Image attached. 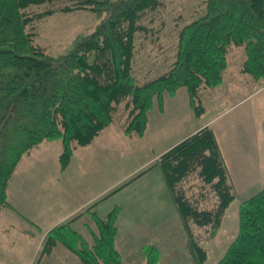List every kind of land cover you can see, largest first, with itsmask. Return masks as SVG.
I'll return each instance as SVG.
<instances>
[{"label":"trees","instance_id":"16d2710c","mask_svg":"<svg viewBox=\"0 0 264 264\" xmlns=\"http://www.w3.org/2000/svg\"><path fill=\"white\" fill-rule=\"evenodd\" d=\"M60 2L66 3L30 12L34 6ZM162 5V0H0V213L10 205L8 186L19 163L44 141L62 140L64 170L77 146L92 144L115 122L122 104L128 136L143 137L155 99L162 106L166 93L176 95L183 87L201 116L205 107L200 91L224 83L233 45L245 47L241 72L264 78V0H207L206 11L180 30L171 67L141 83L133 73L135 37L147 30L140 24L146 13ZM80 10L94 13L99 22L75 39L69 53L55 58L35 44L30 31L35 22ZM157 165L181 216L190 252L197 264H205L208 253L194 227L206 228L209 238L217 236L237 196L214 130L206 126L190 135L162 154ZM206 187L217 196L213 208L201 205ZM120 213V205L103 218L93 213L94 244L72 227L73 220L55 226L35 264H43L58 244L84 264H125L115 243ZM144 252L146 264H159L156 244L145 246ZM217 264H264V188L241 204L238 234Z\"/></svg>","mask_w":264,"mask_h":264},{"label":"crops","instance_id":"0c3cea01","mask_svg":"<svg viewBox=\"0 0 264 264\" xmlns=\"http://www.w3.org/2000/svg\"><path fill=\"white\" fill-rule=\"evenodd\" d=\"M249 88H253L254 93L242 96ZM253 94L255 102H250ZM200 97L205 107L201 116L193 109L185 87L173 96L166 93L162 106L155 99L143 137L137 133L130 136L125 134L124 110L121 117L116 115L115 122L103 130L92 144L77 146L71 162L64 170L60 161L62 140L44 141L34 148L14 172L8 186L10 205L0 213V264H35L47 233L70 220H73L72 227L89 244H94L93 231L97 230V224L93 213L103 218L116 207L106 206L116 184L150 179L153 183L152 192L156 194L155 203L148 200L141 204L142 209L149 210L144 220L133 222L127 231H138L142 225L153 227L164 224L165 207L169 206L173 212L174 208L170 204H163L162 207L159 202V193L165 191L164 183H167L162 170L156 172L159 167L157 162L166 151L206 126L212 128L217 136L235 190L239 182L245 192L254 188L255 194L260 192L264 188V78L256 79L243 72L230 77L228 66L224 83L217 88H203ZM229 100L234 102L227 110L234 107L237 110L234 115L222 120L220 117L227 110L221 112L218 108L227 105ZM240 122L244 124L242 128H238ZM235 124L238 125L235 127ZM114 126L121 139L112 134ZM116 141L127 144L128 148L136 142V146L143 145L147 153L145 161L118 182L115 177H111L107 164ZM144 171V174L135 178ZM243 182L245 185L242 187ZM176 211L175 215L180 216L178 209ZM124 213L125 207L121 206L117 220L119 231L115 239L116 248L123 257L125 251H134V245L121 237V224L130 225L125 222ZM166 224L168 227L164 231L169 234L180 229L178 220ZM147 245L153 244L148 242L142 246L145 248ZM43 264L84 263L63 244H58L44 257Z\"/></svg>","mask_w":264,"mask_h":264},{"label":"rangeland","instance_id":"374dc122","mask_svg":"<svg viewBox=\"0 0 264 264\" xmlns=\"http://www.w3.org/2000/svg\"><path fill=\"white\" fill-rule=\"evenodd\" d=\"M162 2L163 5L158 10L146 13L140 24L147 27V30L138 32L135 37L136 50L133 59V73L141 83L165 73L171 67L176 59L180 30L206 11L207 0H162ZM65 3L34 6L30 9V12L39 13L47 9L64 6ZM98 22L99 19L96 15L89 11L58 12L35 22L30 27V31L35 35V44L44 48L49 55L59 58L73 49L74 41L79 35L92 32ZM234 53L237 55H234ZM245 59V47L233 45L230 48L228 55L230 77L240 74ZM251 93H254L253 88L247 89L242 96ZM249 100L255 102V94ZM233 102L234 100H229V103L221 105L218 111L223 112L229 109ZM124 110V104L120 105L116 114L117 117L120 118ZM236 110L237 107L227 110L220 118L226 120L234 115ZM238 124L240 125L238 128H242L244 125L243 122ZM238 124L234 126L236 127ZM115 126L118 127V125ZM115 126L111 129V132L114 137L121 139ZM123 136L126 138L125 135ZM110 153L107 164L110 166L111 177H115L116 182L142 164L147 154L143 145L136 146L135 142L133 147L128 148L127 144L120 141H116L115 148ZM98 164L103 165L104 162H98ZM156 170L158 173L161 172L160 167H157ZM246 179L251 180V178ZM132 182L124 183L126 185L116 184L108 203H106V206L120 205L125 207L123 218L130 225L124 226L123 223L121 224V237L129 244L134 245V251H125L123 257L125 264H146V256L142 245L148 242L159 247L161 254L159 264H197L190 252L189 238L184 230L182 219L178 214L175 215L177 209L165 183V191L159 193V202L161 201L162 207L163 204L172 205L175 213L167 206L163 214L164 224L161 223L153 227L142 225L138 231H127L133 222L138 223L140 220H144L146 212H149L147 209H142L141 204L148 200L153 203L156 201V194L152 192V180ZM192 182L193 184H201L198 179H193ZM243 185H245V182L242 183V187ZM236 188V199L227 209L217 236L209 238L206 228L194 227L199 243L208 253L205 264H217L224 256L229 245L238 234L241 204L255 195V188L245 192L239 182H237ZM196 190H199L197 186ZM200 193L202 192L199 191L198 195ZM202 194L204 196L200 198L204 199L201 205L206 208H213L217 203V196L214 191L206 187L203 189ZM168 220L169 222L178 220V228L180 227V229L174 230V233L170 234L165 232L164 230L168 227L166 224L169 223Z\"/></svg>","mask_w":264,"mask_h":264}]
</instances>
